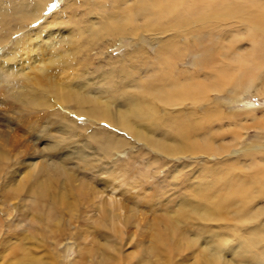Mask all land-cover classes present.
<instances>
[{
  "label": "bare ground",
  "instance_id": "bare-ground-1",
  "mask_svg": "<svg viewBox=\"0 0 264 264\" xmlns=\"http://www.w3.org/2000/svg\"><path fill=\"white\" fill-rule=\"evenodd\" d=\"M47 1L49 0H11L7 3L6 0H0V32L3 29H9L12 23L19 28L18 30H21L25 22L37 20L39 11L45 7ZM103 2L97 4L101 6H97L100 10L96 9L98 12L100 11L99 22L91 19V22L88 21L86 31L91 34L92 40H90H98L102 35L132 36L134 39L131 42L133 48L127 53V57L153 67L145 78L140 79L141 76L139 75L140 78L138 77L137 81L133 80L134 82L132 81L126 86L128 89L139 91L141 98L132 94L127 95L128 97L124 99L126 106L124 110L115 111L113 109L116 99L111 100V97L114 93L108 92L111 94L110 100L108 98H106L108 100H103L101 88L93 92L92 90L88 91L85 88L86 85L70 88L73 84L66 87L65 84L56 82L57 80L49 73V70L54 69L57 64H64L65 59L63 54L59 52L60 50L56 49V44L59 43L56 40L61 35L53 36L56 31L52 30L54 27L51 28L52 24L49 23L52 22L50 21L45 24L43 29L49 28L43 34L40 30V32L36 30V32L28 34V51H23L25 48L22 47V53L12 51L0 56V82L7 79L21 80L19 85H15L16 87L14 86L7 93L2 89L0 90V105L7 104L12 114L16 115L15 118H11L13 115H8L10 119L0 117V121L7 125L10 130L13 127L24 129L27 138L31 139L30 146L24 147L22 150L21 148L17 149L8 132L0 130V174L4 168L2 165L7 159L12 158L18 164L13 169L14 177L10 176L5 180L8 184L5 187L8 188L2 191L0 187L2 197L13 199L15 196L24 195L23 201L29 202L27 206L38 214L41 211L45 215L46 221L49 219L52 221V217L63 210L60 206L69 211L76 205L74 202L65 203V200L63 201L64 193H61L60 198L52 195L54 192L50 193L53 183L47 179L49 176L47 178L45 176L48 181L44 177L45 180H42L41 174L44 167L34 161L33 157L30 156L31 153H38L39 156L44 155L49 159V165L63 177V186L70 180L78 179L79 185L75 186L74 184L76 189L73 192L78 196L83 195L84 192L81 190L82 179L80 177V180L79 176L76 175V170L74 171L76 168L73 166V168H68V164L75 160L79 161V165L85 167L87 172L88 170H92L94 173L102 172L104 155L108 156L112 150H117L120 147L119 140L111 134L109 136L104 135L106 133L101 135L90 130L87 137L82 136L81 131H77L74 121L70 120L72 118L59 116V113H54L52 110L63 111L66 114L67 111L63 110V106L66 103H71L77 107L76 112L78 114L86 115L93 121L104 120L120 127L128 132L130 137L144 142L152 150L168 157L198 153H223L224 155L231 152L232 149L228 150V148L232 144H228L224 140L222 128L213 126V120L222 117V115L216 103L210 101L208 92L221 90L225 85L234 87L243 82L246 84L249 82L248 85H250V82L254 80L258 81L256 87L254 86L255 90L257 92L264 91V0H112L110 7H105ZM230 18H234L243 26V33L242 31L230 33L225 27L223 29L217 25L220 21ZM80 23L82 25V21ZM167 30H170V34H165L156 41L158 45L156 44L153 57L148 58L144 49L137 43L146 42L148 31H157L163 34ZM6 34L0 33V44L7 41ZM179 36L183 39L180 40ZM186 36H189V39H186ZM240 37L249 42V48L241 49L239 46L240 49L235 50L236 40ZM63 52L65 53L64 50ZM185 54L194 56L192 57L193 66L202 70L204 77H199L194 72L185 70L186 68L184 70L176 68L177 61L182 60ZM45 55L47 58H42ZM27 70L33 71L35 74L31 76L26 72ZM120 70H123V67ZM8 86L9 84L7 88ZM224 91H227V88ZM184 101L190 103L188 110L182 109ZM155 103L161 104L165 109L160 111L154 105ZM54 104L55 107H53ZM86 104L89 106V108L86 107L88 109L83 108ZM175 107L176 109L172 110ZM5 113L3 112L2 115ZM37 114L38 117L33 119L36 117L33 115ZM99 131L102 132V130ZM41 139L46 140L44 148L37 146ZM90 139L98 145V148L92 149V152L88 151L91 150L88 142ZM255 144L259 145V143ZM252 147L250 148L253 149ZM245 150L249 152L248 149ZM258 150L261 152V155L258 152L260 155L259 163L255 162L258 154L255 155L256 158L252 153H245V156L250 157L244 161V167L238 162L239 159L236 161V158L228 159L225 157L218 166L212 169L207 168L208 177L206 176L207 178L203 182L201 181L202 183L190 187L189 193L193 197L191 198L193 201L190 203L188 200H183L180 205L182 216L187 215L186 218H188V214H195L202 220H222L224 213L230 207H234L233 221L244 224L245 228L244 235L235 245H228L227 239L205 238L201 242L199 240L200 235L190 237L189 240H186V244L195 246L199 241L201 242L199 246H201L200 256L202 259L195 261L194 264H264V143ZM61 163L67 165L64 166ZM251 168H255V170L251 173L247 171L248 173L244 174L243 169ZM89 173L91 172L89 171ZM67 192L65 193L67 194ZM24 202L23 204L26 206ZM5 212L2 211L3 215ZM24 214L26 213H23L22 216ZM132 214L125 216V223L129 221V218H133ZM26 216L22 218L24 219ZM111 220L110 225L112 226L110 228L112 230L110 231H115L116 225L114 227L113 218ZM18 221H16L17 224H19ZM50 223L45 224L50 226ZM49 226L47 227L48 230ZM116 230L120 232L117 228ZM61 235L63 234L60 233ZM12 236L18 240H14L12 243L10 238H6L2 245L5 243L6 247L3 246V248H9L8 251L14 255L13 264H59L55 256H53L54 259L46 262L41 260V257L36 258L28 254L26 240H33L36 236L31 238H27L28 236L26 237L25 234L24 236L19 234ZM35 239L38 242V239ZM50 241L56 247V233ZM44 244H49L46 246V253L56 252L57 249L53 246V248L49 247L50 243ZM100 245L107 251L111 249L112 254L107 251L102 253L98 263H114L119 256L118 254L116 257L117 242L105 240L96 246ZM180 247L176 238L172 236L167 238L163 234H157L150 247L141 249L138 261L140 264H151L150 260H146L147 256L153 252L155 254L162 252V256L167 255V259L159 264H168L171 262L169 258L172 256L170 257V254L179 251ZM57 252L55 253L56 256L59 254ZM106 253L108 254L106 255Z\"/></svg>",
  "mask_w": 264,
  "mask_h": 264
},
{
  "label": "rangeland",
  "instance_id": "rangeland-1",
  "mask_svg": "<svg viewBox=\"0 0 264 264\" xmlns=\"http://www.w3.org/2000/svg\"><path fill=\"white\" fill-rule=\"evenodd\" d=\"M6 1L8 3V1L10 2L11 0ZM111 1L112 0H49L46 5H44L45 7L39 11L37 20L24 23L22 27L23 32L22 29L18 30L19 28L15 27L14 23H12L9 29H3V31L0 32L3 35L7 33L6 35L8 37L7 41L0 44V56L12 51L19 53L28 51V34L36 32V30L38 32L41 31L43 34L47 28H49L46 27L43 29L46 26L45 24H48L50 21L52 22L49 23L52 24L51 28L54 27L52 30L56 31V34L54 35L53 33V36L58 37L61 35V37H59L60 39L57 38L56 40L59 42L57 43L58 45L56 44L59 49L57 47L56 49L58 51L60 50L59 52L63 54V58L65 59L64 64H57V66H54V69L49 70V73L57 80L56 82L62 85L65 84L64 86L66 87L73 84L70 88L86 85L85 88L93 92L101 88L100 90H103V100H110L111 94L114 93L111 97V100L116 99L113 109L115 111L124 110L126 107L124 105V99L128 97L127 95L132 94L141 98L139 91L137 92V90L131 88L128 89L126 86L133 80L137 81L140 76V79L145 78L153 67L147 66V63H139L136 59L132 58V60L127 57V53L133 48L131 45V42L134 40L132 36L113 37L102 35L98 40L95 39L96 41H91V34L86 31L87 24H89L91 20L99 22L100 11H97L100 10L98 7H101L97 5L100 4L99 2H103L106 5L105 7H110ZM80 21H82V25ZM217 25L221 26L223 29L225 27L230 33H237L240 31L243 33V26L234 18L220 21ZM79 32H82V34L80 35ZM165 34H170V30L163 32V34L157 31H148L146 33V42H138L137 44L144 49L148 58H151L158 45L156 41ZM179 39L182 40L183 38L179 36ZM186 39H189V36H186ZM217 39H219V37H217ZM236 41L235 50L240 49V47L241 49L244 47L249 48L250 46L249 42L244 40L243 37L238 38ZM21 44L23 45L21 46ZM22 47L25 48L23 51ZM192 57L194 56H191V54H185L182 60L177 61L176 68L178 67V70H184L186 68L185 70H189L191 73L194 72V74L199 75V77H204L202 70L193 66ZM42 58L46 59L47 55ZM136 63L137 65H135ZM122 67L123 70H120ZM193 68L195 69L193 70ZM197 69L198 71H196ZM113 70L115 71L112 72ZM26 72L31 76L35 74L30 70ZM19 82H21L19 79H7L0 82V90L2 89L7 93L9 90L13 89L15 85H19ZM99 83L100 85H98ZM250 83L251 84L248 85L249 82H247V84L243 82L239 86H234L235 88L232 85H225L221 90L208 92L210 101L216 103L222 115V117L220 116L218 119H214L215 121L213 120V126L222 128L224 140L228 144H232L231 147L229 146L228 148V150L232 149L231 152L224 155L223 153H198L194 155L185 154L168 157L152 150L144 142L137 141L132 136L130 137V134L120 127H116L104 120L93 121L86 115L83 116V114H78L76 112L77 107L71 103H66L63 106V110L67 111L66 114L63 111L52 110L54 113H59V116H66L68 119L72 118L70 120L72 122L74 121L73 123L77 131H81L80 134L82 136L87 137L90 130L96 131L101 135L106 133L104 135L109 136L111 134L114 135L115 139L119 140L120 147L117 150H112L108 156L104 155L102 159V172L98 171L94 173L92 170H88L87 172L86 168L81 167L79 161L75 160L71 162L73 164H68V168H76L74 171L76 170L77 174L73 171L74 174L79 176V179L80 177L82 179H80L83 183V189L81 188V190L84 192L83 195L81 194L78 196L73 193L76 189L75 186L79 185L78 179L75 181L70 180L63 186V177L49 165V159L44 155L39 156L38 153H31L30 156L33 157L34 161L39 163L38 165H43L44 167L41 174L42 180H45L49 176L47 179L53 183L50 188V193L52 194L54 192L52 195L59 198L62 196L61 193H64L63 201L65 200V203L74 202L76 205L69 211L65 209V207L63 208L60 206L63 210L61 209L62 211L60 213L52 217V221H49L51 219L46 221L45 215H43L41 211H39V213L42 217L38 212L27 206L29 202L23 201L24 195L15 196L13 199L10 198L11 200L2 197L3 189L6 190L8 188L5 187L8 185L5 180L10 176L14 177L13 169L18 165L12 158L4 161L2 165V168H4L0 174V187L2 188V191L0 188V220L3 221H0V226L3 228L0 227V264H13L15 260L14 255H12L11 251H8L9 248H3V246L6 247V245L5 243L2 245V243L6 238H10L12 243L14 240L17 241L18 239L12 236L16 234L23 236L25 234L26 237L28 236L27 238L36 236L35 238L38 239V242H36L35 238L33 240H26L28 254L36 258L41 257V260H45L46 262H49L50 259H54L53 256H55L59 264H100L101 262L98 263L100 261L99 256L107 250H105L102 245H96L101 244L105 240L117 242V247L115 248L117 250L116 257L118 254L120 256L117 257L114 263L110 262L109 264H140L138 257L141 249L150 247L152 243H154V238L157 234H163L167 236V238L168 236H172L180 243V250L170 254V257H172L169 258L171 262L168 264H194L195 261L201 260V246L199 245L205 238H212L213 240L227 239L228 245H235L244 235L245 228L244 224H238L233 221L234 207H230L224 213L225 217L222 215V220H202L199 219L198 216H195V214H188V218H186L187 215H183V217L180 212V205L183 203V200H188L190 203L193 201L191 200L193 197L190 196L189 193L190 187L202 183L204 179L208 177L207 170L218 166L225 157L228 159L236 158V161L239 159L238 162L244 167V161L250 157L245 156V153H252L254 156L258 154V149L264 143V91L257 92L255 90L258 84L257 80L251 81ZM8 84L10 87L8 86L7 88ZM92 86L93 88H91ZM248 87L250 90H248ZM226 88L227 91H224ZM108 92H111V94H108ZM106 95L109 96L107 97ZM113 96L117 98H113ZM154 105L160 111L165 109L159 103H155ZM87 106L86 104L83 108L88 109L89 106L86 108ZM189 106L190 103L184 101L182 109L188 110ZM8 107L7 104L0 105V117H8L10 119L9 116L13 114ZM53 107H55V104ZM175 109L176 107L172 108V110ZM197 109L200 110V108ZM3 112L6 113L2 115ZM15 116L14 114L11 118H15ZM33 116H36L33 118L35 119L38 117V114ZM1 122L2 121H0V130L8 132L15 148H21L22 150V148L30 146L31 139L27 138V133L24 129L13 127V129L10 130L7 125ZM99 130H102V132ZM90 141L88 142L91 150L88 151L92 152V149L95 150L96 147L98 148V145L96 142V144H94V140L90 139ZM45 143L46 140L41 139L37 146L44 148ZM255 143H259V145ZM241 145L243 147H240ZM242 148L248 149L249 152ZM255 150L256 152H254ZM260 153L261 152H259V154ZM259 154L257 155L258 158L255 156L257 158L255 159L256 161L253 160L256 163L260 161L261 154ZM56 164L59 165V163ZM61 164L64 166L67 165ZM51 170L52 172H50ZM243 170L244 174H247L248 172H253L255 168ZM89 171L91 173H89ZM204 173H206V175H204ZM71 190L72 192H70ZM65 192H67L68 195ZM2 211H6L4 215ZM23 213H26L23 215L24 217L27 215L24 219L22 218ZM130 213H133V218H129V221L125 223L124 218ZM111 218H113L114 227L116 225V232L114 230L110 231L112 230L110 228V226H112L110 225V223H112ZM16 221H18L19 224H17ZM47 222H51L50 226L48 225L51 232L45 224ZM61 226L62 228H60ZM116 228L120 230V232H117ZM59 232L63 235L60 236ZM55 233L57 238V244L55 245L57 248L52 244L53 242L51 243L50 241L53 239ZM197 235H200L199 240L201 242L199 241L195 246L186 244V240ZM45 239L47 243L51 244L49 247L53 246L57 249H54L56 252H59L57 256L55 254L56 252L46 253V246L49 244H44L46 243ZM111 251V249H108L107 252L112 254ZM108 253H106V255ZM165 259H167V255L163 257L162 252H157L156 254L155 252L150 253L146 258V260L151 261V264L162 263Z\"/></svg>",
  "mask_w": 264,
  "mask_h": 264
}]
</instances>
